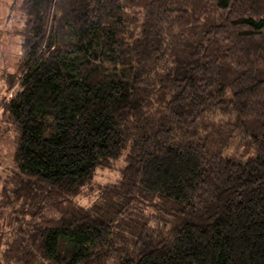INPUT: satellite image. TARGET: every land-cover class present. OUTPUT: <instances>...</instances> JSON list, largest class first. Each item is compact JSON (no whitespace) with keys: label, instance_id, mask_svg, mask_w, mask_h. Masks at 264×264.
Listing matches in <instances>:
<instances>
[{"label":"trees","instance_id":"obj_1","mask_svg":"<svg viewBox=\"0 0 264 264\" xmlns=\"http://www.w3.org/2000/svg\"><path fill=\"white\" fill-rule=\"evenodd\" d=\"M19 10L0 264H264V0Z\"/></svg>","mask_w":264,"mask_h":264},{"label":"rangeland","instance_id":"obj_2","mask_svg":"<svg viewBox=\"0 0 264 264\" xmlns=\"http://www.w3.org/2000/svg\"><path fill=\"white\" fill-rule=\"evenodd\" d=\"M21 0H0V29L2 30V40L0 42V74L6 69L9 73H15L17 70L21 49V37L16 34V30L21 27V16L19 7ZM5 72V70H4ZM10 93L4 82L0 81V102L2 99L8 97ZM2 110L0 108V152L1 162L3 167L11 169L13 167L12 154L13 143L12 134L6 125L2 122ZM118 167L122 164L118 163ZM118 179V173L115 171H99L96 179L95 186L99 184H107ZM97 194L91 196H81L78 202L82 206H90L94 202Z\"/></svg>","mask_w":264,"mask_h":264}]
</instances>
